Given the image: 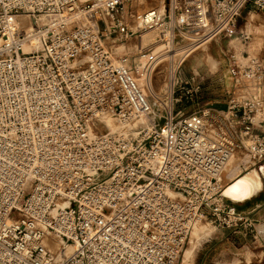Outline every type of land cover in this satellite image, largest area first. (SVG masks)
<instances>
[{
    "label": "built area",
    "instance_id": "1",
    "mask_svg": "<svg viewBox=\"0 0 264 264\" xmlns=\"http://www.w3.org/2000/svg\"><path fill=\"white\" fill-rule=\"evenodd\" d=\"M128 1L0 0V264H176L197 223L250 226L220 174L238 152L264 163V68L231 54L225 109L180 117L173 103L199 84L175 78L156 116L137 78L151 64L104 44L129 34ZM247 5L264 10V0H162L137 33L163 46L233 37ZM106 113L120 132L98 133Z\"/></svg>",
    "mask_w": 264,
    "mask_h": 264
},
{
    "label": "rangeland",
    "instance_id": "2",
    "mask_svg": "<svg viewBox=\"0 0 264 264\" xmlns=\"http://www.w3.org/2000/svg\"><path fill=\"white\" fill-rule=\"evenodd\" d=\"M133 1L135 0H129L127 2L125 10V16L127 17L126 19L129 24V34L127 36H122L117 33H113L104 38V44L114 58L125 55L131 57V59L136 63L142 64L143 62H147L151 64L153 67L150 74L152 89L148 90L145 79L142 80L139 74H137V78L139 79L148 100L152 103L154 114L156 116L159 114L163 115L164 105L162 103H165L166 105L170 104L167 95H165L169 63L175 62L180 57L179 50L185 48V46L191 43L189 40L191 35L187 36L188 38L186 39L176 36L173 44L163 46L161 43L156 41L155 31L137 33L135 23H138V19L142 11L151 4L143 8L141 7V4H139V7H135L136 5ZM250 17L253 19L251 20ZM240 31L249 34V40H247L246 43L240 41L238 36V32ZM139 49L141 51H146L147 56L144 59L138 60L136 58V53ZM231 54H235L240 62L254 60L257 61L262 68H264V10H255L247 5L239 13V17L237 19V30L233 37L223 35L215 37L201 44L183 60L181 65L175 71V78L180 79L183 74L186 75V77L194 75V85L200 84V86L203 85V87H201V93L197 96V98H193L192 101L182 100L179 103L174 102V114L179 112V114H177L178 117L188 115L203 105L204 102H201V99L217 97L218 93L216 90L220 85V81H218V79L222 78V84H227L228 75L226 77V75L223 74L228 72V59ZM207 55L211 57L212 60H207ZM246 56H248L247 59ZM175 89L176 88H174V90ZM259 92L260 97L264 98V76H262ZM229 95L230 94H227L226 96V105ZM198 98L200 99L198 100ZM225 107L220 109H225ZM260 119H264V111L258 112L255 115L256 122ZM162 120V118H157L159 123H161ZM147 122L148 119L146 118L145 123ZM98 127V133H105L109 130L112 132V129L106 125L99 124ZM233 157H235L236 161H238L235 165L233 177L239 178L249 171H257V167L251 165V160H249L248 157L242 156L240 152L236 153ZM239 159L241 160V163L239 162ZM232 203L237 207L241 206L240 209H242V205H240L241 203ZM201 226L207 228L210 233L198 242L194 256L187 260L188 250L189 247H191L192 235L195 230ZM240 229L243 228L241 226L236 228H222L205 220L197 223L195 225V229L192 228L176 264H196L199 254L198 250L205 242L214 243V246L211 247L208 260H212L214 257H217L218 259L220 249L226 247L229 249V263L235 264V260L238 257L237 255L241 253L239 249L244 243V237L238 232ZM56 244L57 246L59 245L58 243ZM66 254L67 252L64 255ZM216 264H219V262H216Z\"/></svg>",
    "mask_w": 264,
    "mask_h": 264
},
{
    "label": "crops",
    "instance_id": "3",
    "mask_svg": "<svg viewBox=\"0 0 264 264\" xmlns=\"http://www.w3.org/2000/svg\"><path fill=\"white\" fill-rule=\"evenodd\" d=\"M250 19L252 20V17H250ZM223 75H226V77L228 75L227 84H222L223 80L222 78H219L218 81H220V85L216 90L218 93L217 97L201 99V102H204L202 106H209L218 109L226 106V96L232 91L234 81L228 72ZM181 78L184 79L188 77L183 74ZM201 87H203V85L200 86L199 84V89L195 94L194 99L201 93ZM199 99L200 98H198V100ZM260 129H264V125H261ZM258 166L259 165H256L254 167L258 168ZM259 174L261 183L259 189L250 194L246 199L235 201L236 203H241L240 205H242V209H240L241 206H235L238 211L245 215L246 220L250 223L249 227L241 226L243 229L238 231L244 237V243L239 249L241 253L237 255L238 257L235 260V264H264V175L260 172ZM234 179L237 178L234 177ZM213 246L214 243L205 242L200 247L196 264H216V262H219V264H230L228 261L229 249L226 247L220 249L218 259L217 257H214L212 260H208L211 247ZM194 254L195 251L192 257Z\"/></svg>",
    "mask_w": 264,
    "mask_h": 264
},
{
    "label": "bare ground",
    "instance_id": "4",
    "mask_svg": "<svg viewBox=\"0 0 264 264\" xmlns=\"http://www.w3.org/2000/svg\"><path fill=\"white\" fill-rule=\"evenodd\" d=\"M161 1L162 0H145V1L144 0H135V1H133V3L136 5V6L134 5L135 7H139L140 6L139 4H141L142 8L145 6L147 7L151 4L149 7H147L146 9H144L142 11V12H144L148 8L157 7L159 5V3H161ZM155 2L157 3V5ZM136 10H137V8H136ZM135 24H136V28H138V23H135ZM207 37H208V35L202 36V37L200 36L199 41H196L193 43L191 42L187 46H185V48L180 49L179 50L180 57L175 62L169 63L168 76H167L168 79H167V85H166V89H165L166 92L164 91L165 95H167L169 100H171V92H172V86L174 83L176 69L181 65L183 60L186 57H188V55L193 50H195L196 48H198L200 46V45L198 46V43H200L203 40H205L206 42L208 41ZM195 40L196 39L193 38L191 41H195ZM205 41H204V43H205ZM207 58H208L207 60L211 59V57H209L208 55H207ZM145 83H146V87L148 88V90L149 89L151 90L152 86H151L150 77H148L145 80ZM142 90L144 92V89H142ZM145 95H146V93H145ZM101 120L103 121V123L107 127L112 129V132H120V130L122 129V126L120 125L118 119H116L113 116V114H111V113H106L103 116V119H101ZM144 122H145V120H144ZM239 162L241 163V160ZM236 163H238V161H236L235 157H232L230 159V161L228 162L227 166L224 168V170L220 174V183L224 187V189L222 191L223 195H225L226 197H228L234 201H239V200L246 199L248 196H250V194L256 192L259 189V187L261 186V183H260L259 174L255 170L249 171L247 174H245L239 178L237 177V179H234L233 174L235 171ZM193 228L195 229V226ZM209 233H210V231L207 228H205L204 226H201L195 230V232L192 235L191 247H189V250H188L187 260H189L192 257V255H193V253H194V251L198 245V242H200V240L202 238H204L206 235H208ZM55 247H56L55 245H52L51 248H55ZM66 252L68 254V251H65V253Z\"/></svg>",
    "mask_w": 264,
    "mask_h": 264
},
{
    "label": "water",
    "instance_id": "5",
    "mask_svg": "<svg viewBox=\"0 0 264 264\" xmlns=\"http://www.w3.org/2000/svg\"><path fill=\"white\" fill-rule=\"evenodd\" d=\"M257 170L262 174V175H264V163H262L261 165H259L258 166V168H257ZM224 197H226L225 195H224ZM227 199H229V200H231L230 198H228V197H226ZM232 201V200H231ZM233 202H235V201H233Z\"/></svg>",
    "mask_w": 264,
    "mask_h": 264
}]
</instances>
